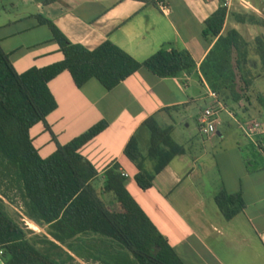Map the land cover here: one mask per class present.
I'll return each mask as SVG.
<instances>
[{
    "label": "crops",
    "instance_id": "crops-1",
    "mask_svg": "<svg viewBox=\"0 0 264 264\" xmlns=\"http://www.w3.org/2000/svg\"><path fill=\"white\" fill-rule=\"evenodd\" d=\"M146 1L0 0V15L5 16L0 22L1 45L20 72L63 59L52 31L40 24L39 15L56 23L70 41L89 49L111 40L144 61L171 42L177 49H188L198 63L196 74L184 72L174 78L141 69L111 91L96 78L78 87L72 74L65 71L50 83L59 107L32 128L34 143L41 155L48 157L59 145L107 120L109 127L81 150L98 170L93 180L97 189L104 186L107 171L119 165L122 175L127 174L130 193L186 264H264V152L258 147L259 138L252 140L241 128L243 123L264 121L233 110L244 106L243 101L224 102L211 96L215 91L201 71L209 52L202 41L206 20L224 1H231L225 30L235 28L252 41L243 29L256 24L239 21V14L253 13L239 0ZM44 27L50 33L39 38L37 35L46 32ZM24 35L34 36L33 40L13 43ZM208 97H213L212 104L221 110L217 132L211 135L200 128L204 111L195 114L192 110L196 101ZM150 117L162 128L171 129L170 135L183 153L157 174L151 189L144 190L135 179L139 169L125 149L136 137L147 156L146 167L154 169L155 162L148 157L152 135L144 124ZM191 118L196 120L197 134L188 131ZM233 121L239 126L238 133L230 131ZM218 124L224 125V131ZM209 156L217 157L218 162L212 159L211 163ZM220 192L242 193L246 207L234 218H226L215 200ZM237 244L244 245L247 259L229 255ZM0 264H4L1 257Z\"/></svg>",
    "mask_w": 264,
    "mask_h": 264
},
{
    "label": "trees",
    "instance_id": "trees-1",
    "mask_svg": "<svg viewBox=\"0 0 264 264\" xmlns=\"http://www.w3.org/2000/svg\"><path fill=\"white\" fill-rule=\"evenodd\" d=\"M227 16L224 1L205 22L202 41L209 52L201 71L222 101L251 102L255 94L264 106V93L255 87L259 66L255 59L259 58L264 68V35L250 41L235 28L225 30ZM38 18L59 44L60 61L20 72L0 40L1 260L4 264H82L78 259L87 264H186L130 193L119 165L107 171L101 189L93 185L98 170L81 150L109 127L107 120L59 145L48 157L36 147L32 128L59 107L50 83L65 71L72 74L78 87L96 78L111 91L141 69L161 78L196 74L195 57L171 42L144 61L111 40L89 49L70 41L52 20ZM239 21L264 25V19L255 14H239ZM144 124L152 135L148 157L155 162L154 169L146 167L147 156L136 137L125 154L139 169L136 181L149 190L157 174L183 149L171 137V129L162 128L154 117ZM258 147L264 152V136ZM215 200L228 219L246 207L242 193L220 192ZM31 222L46 233L37 232Z\"/></svg>",
    "mask_w": 264,
    "mask_h": 264
},
{
    "label": "rangeland",
    "instance_id": "rangeland-1",
    "mask_svg": "<svg viewBox=\"0 0 264 264\" xmlns=\"http://www.w3.org/2000/svg\"><path fill=\"white\" fill-rule=\"evenodd\" d=\"M239 1H240V4L242 5V7L244 9H246V10L248 9V11L250 13L255 14L260 19H264V0H248V2L251 4L250 7L246 6L248 3L247 0H239ZM2 13L5 14L6 12L4 10H2ZM4 17H5L4 15H2V16L0 15V22L2 21V19ZM248 27H250V29H243V30H245L244 32L248 37L253 38L252 41H254L255 37H257L259 35H264V25H253V26H248ZM43 29H44L43 31H46V32H41L39 35H37L39 38H43L47 35V33L48 34L50 33V30L47 27H44ZM33 37L34 36L24 35L20 38H17V40H15V42H13V43L16 45H18V44H29L31 42V40H33ZM255 60H257L259 63V66L257 68V77L255 80V87L257 90L264 93V68H263L262 63L260 62L259 58L255 59ZM213 100H214L213 97H211V98L208 97L207 99L206 98L199 99L198 101H196L194 103L192 110L194 111L195 114H197V113L201 112L202 110L204 111L207 107L215 106V104H212ZM243 102L245 103L244 106H241L240 108H233V110L235 109L236 111H240L241 114L248 113V116L250 115L251 117L259 118V120L261 119L262 121H264V106H262L260 104V102L258 101L257 96L255 94L252 95L251 102H248V101H243ZM189 123L191 124V127H190V129H188V131L196 132V134L199 133L195 118H191L189 120ZM220 124L222 125V123H220ZM220 124H218V127L220 126V129L222 131H224V125L221 126ZM238 129H239L238 124L233 121L230 131L238 133V131H239ZM240 135H242V134H240ZM144 149H145V147H144ZM212 159H215L218 162L217 157L213 158V157L209 156V161L211 163L213 162ZM216 161H215V163H216ZM148 168L151 169L152 166L149 165ZM133 179L134 178L132 177L128 180H133ZM132 192L135 196H137L139 198L140 201L144 202L142 196L138 195L137 190L132 189ZM102 197L105 200H107L106 195L103 194ZM30 225L37 232H39V233L44 232V229L42 227H40L39 225H37L36 223H30ZM94 242L98 243V244L101 243L98 239H95ZM100 245H102V244H100ZM243 246L239 245V244L235 245V247H233L234 252H231L230 254L229 253L228 254L232 255L234 257H236L238 255L237 258L241 257L242 259H244V258L247 259L248 253L243 251L244 250ZM236 248L239 251H237ZM240 252H242L241 256H240ZM251 254H252V252L249 255H251ZM226 255H227V253H226ZM78 261H80L82 264H87L86 262H84L81 259H78ZM95 264H103V263L102 262H96Z\"/></svg>",
    "mask_w": 264,
    "mask_h": 264
},
{
    "label": "built area",
    "instance_id": "built-area-1",
    "mask_svg": "<svg viewBox=\"0 0 264 264\" xmlns=\"http://www.w3.org/2000/svg\"><path fill=\"white\" fill-rule=\"evenodd\" d=\"M227 6L231 5V1L226 4ZM211 96L217 98L218 95L215 92H210ZM223 109V105H222ZM220 108L216 106H210L204 110L200 118V128L202 133L205 135H211L217 132V122L220 115ZM241 128L244 130L246 135L250 137L252 140L256 141V138H260L264 136V124L258 121H254L251 123H243L241 124ZM127 176V174H124Z\"/></svg>",
    "mask_w": 264,
    "mask_h": 264
}]
</instances>
